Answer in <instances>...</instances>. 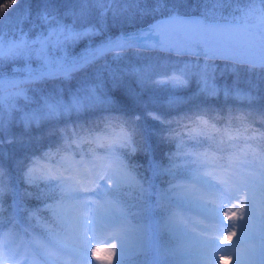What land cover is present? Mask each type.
Here are the masks:
<instances>
[{
  "label": "snow or ice",
  "instance_id": "snow-or-ice-1",
  "mask_svg": "<svg viewBox=\"0 0 264 264\" xmlns=\"http://www.w3.org/2000/svg\"><path fill=\"white\" fill-rule=\"evenodd\" d=\"M94 2L99 6L103 5V0ZM112 2L113 0H108V3ZM168 2L170 0H159L155 10L160 11L161 6ZM227 2L230 0H197L198 5L202 6L200 15L204 18L214 17L220 6ZM260 2V22L255 25H237L227 30L223 40L212 39L198 25H186L178 16L169 13L164 20L150 24L147 30L140 32L139 43L136 36H121L88 49L79 58L71 60L67 56V46L99 35V30L95 27L76 30L71 24H65L58 18L54 9L45 6L38 15L41 23L48 25L46 32L30 37L21 29L18 37L6 39L5 32L0 31V62H23L22 66L13 68L14 72L23 75L6 78L3 81L4 86H0V133L7 130L14 119V113L17 112L20 113L17 123H21L28 130L40 127L44 122L59 120L62 116L67 117L73 112L79 113L86 108L110 103L97 95L95 87H89L83 96L73 95L67 102L60 96H43L42 103L29 111H24L18 103L21 100L25 104L33 103L29 88L35 84L46 80H70L74 73L86 70L110 53L120 54L128 49L143 47L147 50L184 55L196 53L197 46L200 45L205 52L227 54L222 58L234 60L238 65L264 69V0ZM35 3L39 7L40 0H35ZM186 3L187 0H180V4ZM13 7L10 0L7 3L0 0V22L7 18ZM87 12L85 0L79 11L69 10L64 15L83 17ZM28 19L29 12L26 10L16 23L22 24ZM237 38H240L239 42ZM33 61L36 62L35 67ZM190 67L185 65L179 75L173 74L157 83H171L173 87L187 86L189 81L185 78V71ZM151 71L150 66L133 69L140 83L148 79ZM214 72L213 66L205 64L196 73L201 92L212 97L222 92L225 98L232 96L241 101L251 102L254 99L249 92L235 86L232 89L227 86L223 89L218 87ZM232 72L237 74L238 68L233 67ZM188 74L191 75L190 72ZM175 99L171 98L169 103H174ZM152 115L154 119H159L155 114ZM261 120L264 121V116ZM60 132V142L54 148L49 147L42 156H33L23 171V182L28 188L43 181L59 192L58 198L49 194L46 200L51 197V202L44 203V210L51 214L49 222H40L38 214L41 209L32 210L27 207L22 209L26 213V221L22 222L16 211L19 202L15 199L11 205L12 211H9L6 198L13 195V189L6 168L0 167V264H79L85 259L86 249H90L93 264V249L98 252L101 248L107 250L109 246L114 250V255L107 264H115L118 244L114 246L112 241L116 236L101 230L102 205L90 194L97 192L101 181L106 182L110 188L138 183L127 164L116 154L117 147L132 146V133L118 118L107 119L101 130L73 129L69 135L62 128ZM242 135L243 131L233 130L229 126L218 128L204 113L189 117L188 123L183 126V133H171L178 140L177 148L184 150V155L197 157L201 167L196 172V177L204 185L203 188L198 187L204 195L210 197L221 217L214 241L226 251H220L215 256L216 264H237V257L230 253L238 234L231 229L247 213L248 202L254 195L256 181L251 170L256 161H259L256 174L261 178V193L264 195V133H260L259 139H252V144L243 152L235 151L227 156L193 152L185 141L199 144L201 138L215 141L219 136L221 141H227L233 147L239 148L240 142L236 138ZM8 142L11 143V140ZM86 144L90 146L87 158L83 154V146ZM256 147L260 148L259 152H256ZM97 148L106 149V154H99ZM131 150L136 149L132 147ZM77 154H80V159L76 158ZM23 195L28 197L30 191L26 189ZM66 200L74 202L72 207L75 215L71 220L61 211ZM69 223L77 236L78 243L75 245H70L64 239ZM98 235L101 239L97 238ZM93 241H96L95 245Z\"/></svg>",
  "mask_w": 264,
  "mask_h": 264
},
{
  "label": "rangeland",
  "instance_id": "rangeland-1",
  "mask_svg": "<svg viewBox=\"0 0 264 264\" xmlns=\"http://www.w3.org/2000/svg\"><path fill=\"white\" fill-rule=\"evenodd\" d=\"M4 2L7 3L9 0H4ZM158 2L159 0H113L112 3H108V0H103V5L99 6L94 0H87V15L74 18L65 16L64 13L69 10L79 11L85 0H63L61 3L54 0V7H56L54 12L65 24H71L76 30L87 27H95L99 30V35L69 44L66 49L68 58L70 60L79 58L88 49L96 48L108 40H115L123 32L127 33H123L127 35L125 38L137 36L138 39L140 32L147 30L150 24L164 20L169 13L178 16V19L186 25H198L205 30L208 37L223 40L227 30L235 28L237 25L258 24L260 22L258 10L262 6L260 0H230L220 6L214 17L204 18L200 15L202 6L198 5L197 0H187L186 4H180V0H170L161 6L160 11H164L161 13L155 10ZM10 3L14 7L8 13L7 18L0 22V31L5 32L6 39L18 37L21 29L30 37H34L39 32H46L48 25L30 19L33 11L28 5H25V0H10ZM135 7L141 8L137 9V16L133 15L127 18L122 15L113 20L116 9L132 10ZM26 10L29 12V19L23 21L22 24L16 23V20L21 18ZM121 13L125 15L127 12ZM107 16L112 17V22L108 23L109 27L100 30L99 25ZM110 23L112 24L110 25ZM204 26L207 27L204 28ZM126 29L128 31H125ZM99 37H102L104 41L98 42L97 38ZM239 40L240 38H237L238 42ZM198 54L200 56L194 59L128 50L120 54L110 53L97 60L86 70L74 73L70 80H46L35 84L29 88V95L32 97L33 103L25 104L22 100L18 103L24 111H29L42 103L41 97L43 96H60L67 102L73 95H85L89 87H95L97 95L102 100L110 101L107 105L86 108L82 112H73L67 117L60 118L72 122L77 120L80 122V119L92 112L99 115L103 111L102 114L105 115V118H110L112 115H116V111H120V106L126 100L133 101V104L140 103L149 111L151 108L157 110L168 108L167 110H170L178 105L186 106L189 104L188 102H193L191 100L193 97L194 100L199 101L196 102L198 104L226 102L232 106V104L239 103L248 106V109L258 107L259 103L264 105V69L259 67L253 69L250 65H238L234 60L222 58L227 54L213 52H198ZM22 64V61L0 62V78L22 76L23 73L13 71V68L20 67ZM205 64L213 66L215 82L218 87L223 89L227 86L232 89L235 86L249 92L254 99L251 102L241 101L232 96L225 98L222 92L215 97L201 92L198 83L199 77L196 73ZM185 65L191 66L185 71V78L189 81L187 86L173 87L171 83H157L158 80L166 79L173 74L179 75L181 70L185 69ZM33 66H36L35 61H33ZM145 66H150L152 71L148 79L140 83L133 69ZM233 67L238 68L237 74H233ZM189 72L191 75L188 74ZM3 81L4 79H0V86H4ZM171 98L176 99L174 103L170 104ZM203 99L211 101H203ZM244 113L248 112L244 111ZM256 113L260 118L264 116V107L259 108ZM19 115V112L14 113L12 123L5 132L0 133V159L2 156H8L13 149V144H19L26 134L38 128L32 127L25 130L21 123H17ZM9 140L11 143L8 142ZM132 147L136 149L135 142L131 147H117L116 154L127 164L138 183L110 188L106 182L101 181L97 192L90 194L98 204L102 205L103 227L101 230L116 236L112 241L114 246L118 244L115 264H143L141 259L145 257L144 253H147L153 244L156 245V249L150 254L151 260L146 264H216L215 256L219 255L220 251L226 250L218 242L215 243L213 236L205 237L204 235L212 233L213 229L219 231L221 217L210 197L204 195L199 189V187H204L196 177V172L199 169L189 172L184 168L181 172L182 178L176 182L172 179L171 175L173 174L166 170L160 177L161 186L159 188L154 186L156 189L150 190L140 183L141 174L130 168L129 155L136 151H132ZM248 147V145H243L239 150L243 152ZM98 149L100 148H97L96 151L101 155H105L107 152L106 149L101 151ZM231 153L228 151V154ZM9 165L15 169L16 162L12 161ZM258 168L259 161H256L251 170L256 187L253 197L248 202V211L240 222L234 223L231 229L232 232L238 234L230 253L237 257V264H264V222L261 220L264 218V195L261 193V178L256 174ZM16 177H19L17 170ZM19 178L23 179V173ZM15 184L16 182H12L10 186L13 187ZM169 184H171L170 187ZM48 186L52 188V186ZM118 199L124 203L127 202V205L122 203L119 205ZM73 203V201L66 200L61 209L69 220L75 215ZM161 203V208L157 210L156 206ZM175 203L184 204L186 207L176 211L173 206ZM240 211L243 213V208ZM40 222L44 223L48 220L40 219ZM31 223L35 224V221ZM160 234L169 241L166 242L168 251H164L158 245L156 236L159 239ZM97 238L101 239L99 235ZM64 239L70 245L78 243L76 233L70 223L64 232ZM95 243L96 241H93L94 245ZM148 245L147 250L146 246ZM113 255L114 250L110 246L107 250L101 248L96 252V257L100 261H110ZM79 264H92L90 249H86L85 259H82Z\"/></svg>",
  "mask_w": 264,
  "mask_h": 264
},
{
  "label": "trees",
  "instance_id": "trees-1",
  "mask_svg": "<svg viewBox=\"0 0 264 264\" xmlns=\"http://www.w3.org/2000/svg\"><path fill=\"white\" fill-rule=\"evenodd\" d=\"M58 1L61 3L63 0ZM25 2V5H28L33 11L30 19L39 22L38 14L44 10L45 6H50L52 9H56V7H54V0H40L39 7L36 5L35 0H25ZM60 8L62 9L61 6ZM137 9L141 8L135 7L132 10L127 9L122 11L118 8L113 15V20L122 15L127 18H130L133 15L137 16ZM121 12H127L130 16L127 13L124 15ZM161 12L164 11L161 10L160 13ZM111 20L112 17L110 16L104 18L99 25V29L103 30L109 27L108 23L112 22ZM111 24L112 23H110V25ZM125 31H128V29ZM123 33H120L119 35ZM101 40L104 41L102 37L97 38L98 42ZM193 98H191L193 102H188L189 104L186 106L178 105L176 108L170 110H167L168 108L162 110L151 108V112L145 109L139 102V104H133V101L126 100L125 103L123 102V105L120 106V111H116L117 116L112 115V117H110H116L121 122L123 121L132 133V139L136 143V151L129 155L128 161L130 168H132V170L135 169L138 174H141L140 183L143 184V187L145 185L150 190L156 189L157 187L159 188V186H161L160 177L166 170L173 174L171 175L173 176L172 179L176 180L181 178V172L186 168L184 167L185 164L180 163V160H182L184 156L180 153V149L177 148L178 140L173 138L171 133H183V126L188 123L189 117L204 113L211 122H215L221 126V129L229 126L233 130H245L249 133L248 140L251 144L252 139H259L260 133H264V121H262L260 116L256 113V111H259V108L262 109L264 107L263 104L259 103V105H257L258 107L260 106L259 108L250 107V109H248V106L244 104L240 105L239 103L232 104V106H229L226 102H205L198 104L196 102L199 101H196ZM203 101L211 100L203 99ZM243 110L248 113H244ZM102 113L104 112L102 111ZM102 113H99V115L96 112H92L89 115L86 114L85 118L80 119V122L78 120L72 122L62 119L44 122L40 127L34 129L31 133L26 134L20 140L19 144H13V149L8 156H2L0 159V167L6 168L8 174L11 173L9 176L10 184L16 182L12 187L13 195H9L6 198V206H9V211H12L11 205L13 200H17L19 203L16 211L22 222L26 219V213L22 210L24 207L32 210L37 208L41 209L38 214L40 219H47L49 222L51 214L44 210V203L51 202V197L46 200L49 194H52V196H55L56 198L59 197V192L53 187L50 188L48 184L43 181L39 182L36 186L28 188L24 184L23 179L19 178L26 165L31 162V158L33 156H42L43 152L47 151L49 147L54 148L61 140L62 133L60 132V129L62 128L65 129L69 135H71L73 129L77 131L85 129H103L106 120L109 118H105V115ZM152 114L158 116L159 119H154ZM50 122L51 124H48ZM236 139H238V137ZM185 142L188 141L186 140ZM83 147L85 151L88 150L90 146L86 144ZM12 161L16 162L15 169L12 165H9ZM44 162L46 163V161ZM16 170L19 172V177H16ZM170 185L171 184H169V187ZM154 186H156V188ZM132 188H134V186H132ZM26 189L30 191L28 197L23 195ZM118 200L119 203L127 205V202L124 203L122 200ZM162 203L156 206L157 210L161 208ZM37 231H39V228H37ZM160 235L161 236L158 235L159 239L156 236L157 241L159 243L160 241H164L167 246L168 244L166 242L169 241L166 240L164 235ZM144 255L145 257H142L141 260L146 264L151 259L150 251L144 253Z\"/></svg>",
  "mask_w": 264,
  "mask_h": 264
},
{
  "label": "clouds",
  "instance_id": "clouds-1",
  "mask_svg": "<svg viewBox=\"0 0 264 264\" xmlns=\"http://www.w3.org/2000/svg\"><path fill=\"white\" fill-rule=\"evenodd\" d=\"M92 259H93V264H107V261H100L99 259H97L95 249H93Z\"/></svg>",
  "mask_w": 264,
  "mask_h": 264
}]
</instances>
